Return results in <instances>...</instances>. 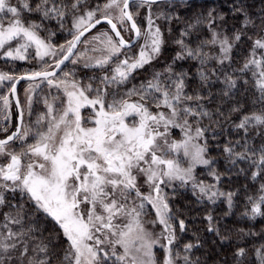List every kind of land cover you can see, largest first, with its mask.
<instances>
[{
  "label": "snow or ice",
  "instance_id": "snow-or-ice-1",
  "mask_svg": "<svg viewBox=\"0 0 264 264\" xmlns=\"http://www.w3.org/2000/svg\"><path fill=\"white\" fill-rule=\"evenodd\" d=\"M181 7L194 5L191 0H105L95 6L88 0H0V59L24 61L34 49L32 58L42 62L39 70L19 76L0 72V86L8 81L12 96L21 80L28 81L25 105L19 99L15 104L19 123L11 130L12 102L0 95V264H205L195 254L203 246L199 237L182 242L189 225L171 201L190 187L197 203L222 200L231 210L237 192L223 188L225 179L244 175L264 181V7L252 13L243 0L235 3L232 15L242 19L231 33L225 14L215 8L186 19ZM69 18L71 39L59 46L50 42L55 35L50 24L63 30ZM101 23L110 32L93 35L91 49L75 53ZM180 23L184 26L171 40L177 48L171 63L121 94L133 73L161 57ZM205 30L209 35L201 38ZM245 37L252 43L237 65L233 53ZM65 61H83V68L100 74L77 78L75 71H62ZM178 61L195 62L196 76L178 69ZM42 84L56 94L41 99ZM217 84L222 87L214 91ZM246 89L254 90L255 111H245ZM34 97L45 111L35 125H25V107L31 114ZM85 108L91 111L83 114ZM227 127L238 138L225 140L220 171L211 153L220 145L212 142ZM198 167L212 182L198 179ZM247 199L251 207L244 215L264 216V183ZM203 219L208 232L227 239L211 212ZM245 256L243 247L234 253ZM255 257L264 264V245Z\"/></svg>",
  "mask_w": 264,
  "mask_h": 264
},
{
  "label": "trees",
  "instance_id": "trees-1",
  "mask_svg": "<svg viewBox=\"0 0 264 264\" xmlns=\"http://www.w3.org/2000/svg\"><path fill=\"white\" fill-rule=\"evenodd\" d=\"M66 2H70V0H66ZM104 2L105 0H88V5L95 6L96 4H103ZM191 2L194 5L193 8L189 9L181 7L178 9L179 14H181L184 18L190 19L194 13L201 11L206 12L210 8H215L217 12L225 14L227 21L225 27L229 33H231L234 27H240V20L242 18L239 16L233 17L232 15V7L235 3H238L239 0ZM243 2L249 5L252 13L259 12L260 9L264 7L262 0H243ZM143 15L144 12L142 10L141 17H143ZM140 23H143L142 19H140ZM183 26V23L174 25L175 31L173 36L168 37L169 43L166 44L161 57L154 61L151 66H146L145 69L133 73V81L142 79L145 81L150 78L153 70H162L167 63H171L172 57L177 51L176 46L171 43V40L174 39L175 36L179 35V30ZM70 28V18L63 30H61L55 22H52L50 24V29L55 33V35L50 37V42L57 46L66 43V41L71 38L68 31ZM101 28L107 29L105 25H102L96 30ZM254 31V29L250 28L248 33L253 34ZM42 35L47 36V33H43ZM208 35L209 33L205 30L201 34V38L207 37ZM251 43L252 42L245 37L243 43L238 45L237 49L234 51L233 55L237 65L243 62ZM25 65L26 64L23 62L8 61L3 59L0 61V70L4 73L19 76L24 73ZM177 68L188 71L193 77L196 76V63L193 61H178ZM190 83L195 85L197 81L193 79ZM220 87H222V85L217 84L214 86L213 90L216 91ZM189 91H191V88ZM246 95L248 97V101L245 111H255L259 105H253L254 90L246 89ZM233 102L234 101H231L230 103ZM210 107H215V105H210ZM223 107L227 112L228 105L225 104ZM232 119L235 120L237 117L234 115ZM13 125L15 126V123ZM14 126H12V128ZM229 136L233 139L238 138V134L233 132L231 127H227V131L221 135L219 141L212 142L214 145H220V147H213L211 149L212 155L217 157L218 168L220 171L224 170L225 162L219 154L222 151V146L225 140L228 139ZM0 138H2V136H0ZM254 143H260L259 137L255 138ZM241 167H245V165L241 164ZM196 173L199 180L212 182L211 177L207 175V170L198 169ZM260 183H264V181H260L258 179L257 182H253L250 179H246L244 175H233L231 180L225 179L222 185L223 188L225 190L237 192V195L234 197V203L231 210L228 209L226 203L222 200L218 201L216 204H211L207 201L204 203H197L196 198L192 195L190 187L188 189H180L178 195L171 201L175 208L181 210L183 217L186 218L189 225L187 233L182 236V242H194L196 238L199 237L203 246L200 249L195 250V254L200 256L205 264H221V262H223V264H237V259L242 262V264H257L255 250L260 248L261 245H264V216H257L255 219H251L248 216H245L244 213L246 211H250L251 207L247 197H256L258 195ZM166 191L171 193L172 190L167 189ZM208 212H211L213 215L216 222L215 226L220 229L221 234L227 237V239L223 242H221L220 238L214 233L206 230L207 221H205L203 217ZM37 216L42 219V216L39 214H37ZM51 226L52 225L49 223L48 227L51 228ZM193 233H196V235L194 236ZM37 235H39V233ZM44 235L46 236L47 232H45ZM240 247L245 249L246 256L235 258L234 253Z\"/></svg>",
  "mask_w": 264,
  "mask_h": 264
},
{
  "label": "rangeland",
  "instance_id": "rangeland-1",
  "mask_svg": "<svg viewBox=\"0 0 264 264\" xmlns=\"http://www.w3.org/2000/svg\"><path fill=\"white\" fill-rule=\"evenodd\" d=\"M143 12H144V10H143ZM101 31H108V30L106 28H101V29H98V30L94 31L93 33L89 34L88 36H86L83 40H88V41H90V43H88V44L81 43L79 45V47L77 48V50H76L75 53L78 54L80 52H84L86 49H91L93 43H95V42H92L91 41L92 36L98 34ZM63 44H65V43H63ZM33 55H34V49H30L29 50V53H28L29 59H26L24 61H19V60L15 61V62H23V63L26 64L25 65V69H24V73L30 72V71H34V70H39V67H40V65H41L42 62L41 61H38L37 59L32 58ZM87 55L88 56H95V55H99V53H93L91 51H87ZM46 59L49 61V63L52 62V58L51 57H46ZM1 60H3V59H0V61ZM8 61H11V60H8ZM62 71H75V74H76L77 78H82L84 80H86L88 76L93 75L94 72L97 75L100 74L99 73V70H91V69H85V68H83V61L80 64H77V65H73L70 62H68V64H66L64 66V68H62ZM0 72H1V70H0ZM57 75L58 76L62 75V72H59ZM142 82H144L143 79L142 80H135V81H133V78L131 77L130 80H129V82L126 85L121 86L119 88V92L121 94H123V92L125 91V89H130L133 86H137L138 87ZM8 83H9L8 81H5V82H3V85L0 86V95H9V99H10V92H9V88H8ZM27 86H28V82H25L19 88V99H20L22 105H25V101H26V98H25V90H26ZM41 89H43V91H41L40 89H37V95L41 99L43 98V96L45 94H47L49 92H51L54 95L57 92L56 89H49L46 85H43V84L41 85ZM10 111H11L12 116H11V121L9 123V128L11 130L12 126H14L13 124L16 121V114H15V109H14L13 104L11 106ZM44 111H45V108H44L43 103L42 102H38L37 101V98L34 97V102H33L32 110H31V114H29L27 108L25 107V113H24V123H25V125H28V124L35 125V121H36L37 117L40 116ZM90 111H91L90 109L85 108V109L82 110V113L83 114H87ZM173 131H174L175 138L176 139H179L180 138V135H181L180 132H179V130L177 129V130H173ZM0 136H2V134H0ZM30 140H31V137L29 138V141ZM198 169H203V168H199L198 167L196 169V172H197ZM203 170H206V169H203ZM141 183H142V181H141ZM142 191H145L146 192L147 191V187L145 186L144 188H142ZM153 216H154V214H151L146 219L151 220L153 218ZM148 226L151 227L150 224Z\"/></svg>",
  "mask_w": 264,
  "mask_h": 264
},
{
  "label": "water",
  "instance_id": "water-1",
  "mask_svg": "<svg viewBox=\"0 0 264 264\" xmlns=\"http://www.w3.org/2000/svg\"><path fill=\"white\" fill-rule=\"evenodd\" d=\"M191 1H223V0H191ZM102 25H105V26L107 27V29L109 30V32H110V27H109L106 23H101V24L98 25L96 28H94V29H92L90 32L86 33V34H85V37L88 36L89 34H91L93 31H95L98 27H100V26H102ZM85 37H83L82 40H83ZM79 45H80V44H79ZM79 45L77 46V48L79 47ZM77 48L74 50L75 52H76ZM70 59H71V58H70ZM68 62H69V61H65V64L61 66V69H62L66 64H68ZM58 73H59V72H58ZM58 73H57V74H58ZM25 82H28V81H26V80H21V81L16 85V95H15V96H12V95L10 94V98H11V100H12V102H13V105H14V108H15V111H16V115H17V117H18V110H17L15 104H16V100L19 99V97H18V90H19L20 85L23 84V83H25ZM17 117H16V125L19 123ZM16 125H15V126H16Z\"/></svg>",
  "mask_w": 264,
  "mask_h": 264
},
{
  "label": "flooded vegetation",
  "instance_id": "flooded-vegetation-1",
  "mask_svg": "<svg viewBox=\"0 0 264 264\" xmlns=\"http://www.w3.org/2000/svg\"><path fill=\"white\" fill-rule=\"evenodd\" d=\"M20 88V87H19ZM18 97H19V90H18ZM11 99V98H10ZM20 100V99H19ZM11 102H12V100H11ZM21 102V101H20ZM12 104H13V102H12ZM14 106V105H13ZM15 109V108H14ZM16 112V111H15ZM16 117H17V115H16ZM15 125H16V121H15ZM15 127V126H14Z\"/></svg>",
  "mask_w": 264,
  "mask_h": 264
}]
</instances>
